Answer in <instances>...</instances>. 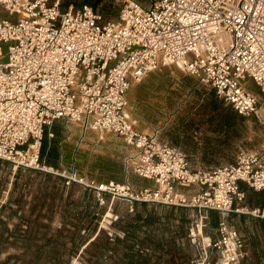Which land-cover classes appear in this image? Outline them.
Instances as JSON below:
<instances>
[{"label":"built area","instance_id":"built-area-1","mask_svg":"<svg viewBox=\"0 0 264 264\" xmlns=\"http://www.w3.org/2000/svg\"><path fill=\"white\" fill-rule=\"evenodd\" d=\"M168 63L208 83L237 114H255L258 101L245 82L264 88V0H148L146 6L129 0L114 21H101L87 3L62 9L60 0H0V160L46 171L42 138L53 135L59 119L114 133L135 149L124 158L125 174L134 171L155 187L135 191L128 179L96 182L65 169L54 173L99 200L108 195L215 211L222 218L216 236L198 243V263L212 248L219 264H241L243 240L224 216L241 211V182L264 190L262 157L241 150L234 163L193 170L184 152L156 132L134 128L125 112L131 84ZM176 185L198 191L178 197ZM250 214L264 218V209ZM200 227L189 233L193 242Z\"/></svg>","mask_w":264,"mask_h":264},{"label":"rangeland","instance_id":"rangeland-1","mask_svg":"<svg viewBox=\"0 0 264 264\" xmlns=\"http://www.w3.org/2000/svg\"><path fill=\"white\" fill-rule=\"evenodd\" d=\"M131 1L148 4V0ZM128 2L60 0V6L87 3L101 21H114ZM245 88L256 97L258 110L241 116L224 101L225 107L214 106L213 101L221 99L208 83L176 64H160L131 84L125 112L139 129L156 132L158 140L187 154L193 170L230 164L241 150L258 152L264 160V88L250 79ZM82 129L81 122L59 119L51 126L53 136L43 134L41 159L52 170L0 164V264H199L198 243L216 236L221 214L202 212L200 217L184 206L129 203L125 197L108 195L99 200L92 190L76 182L66 185L54 173L65 169L96 182L106 176L117 182L128 179L135 191L156 186L134 171L123 175L122 156L135 151L132 144L117 140L114 133L100 140L95 130ZM241 185L244 198L238 208L247 211L230 212L224 218L242 229L249 242V227L260 226L254 219L239 221L237 214L250 216L256 205H264V195ZM173 190L178 196L198 188L176 185ZM196 226L201 231L193 242L189 233ZM219 260V253L209 248L204 264H219Z\"/></svg>","mask_w":264,"mask_h":264},{"label":"crops","instance_id":"crops-1","mask_svg":"<svg viewBox=\"0 0 264 264\" xmlns=\"http://www.w3.org/2000/svg\"><path fill=\"white\" fill-rule=\"evenodd\" d=\"M215 104L217 105V108H219V106L225 107V103L223 101H221V100H214L213 101V105L215 106ZM128 119H129L130 123L133 125L134 128H136L137 130L142 131L141 129L138 128L137 121L136 120H133L130 115L128 116ZM65 121H67V120H65ZM67 122H69V123H78V122H73V121H67ZM86 129H82L83 132ZM142 132H144V131H142ZM108 133L110 134V132H98V134H99L98 135V137H99L98 139L103 140V136L106 135V134H108ZM194 133H196V131H194ZM112 135L114 136V134H112ZM115 137L117 138V140H121L122 139L118 135H115ZM195 138H196V136H194V139ZM82 139L83 138H80L79 141H82ZM62 142L63 143H66V139H62ZM76 142H78V141H76ZM59 144H60V142H59ZM63 145H65V144H63ZM255 153H258V152H255ZM129 154L130 153H127L126 152L122 156V160H121L122 169L121 170L123 172V175L125 173V171H124V158L127 155H129ZM258 154L262 157V155L260 153H258ZM262 159H263V157H262ZM235 160H234V162H235ZM234 162H232V163H234ZM2 163H7V162H4V161H1L0 160V164H2ZM7 164L10 165L9 163H7ZM47 168H50V167H47ZM14 170H16V169H14ZM102 180H105V181H107V180L117 181L116 179H114L113 177H110V176L103 177ZM244 184L245 183H243V185H241L242 188L243 187H248L246 184L245 185ZM254 192H258V194L264 195V190L254 191ZM260 206H264V205H262L260 203V204L256 205L253 209H255V208L264 209V207H260ZM237 216L239 218V221L242 220L243 222H246V223L248 222L247 219H250V220H253L254 219V221L256 222V225L258 224L260 226V227L256 226L254 228L253 227H251V228L249 227V230H248L249 233H248V235H250L251 238H250V241L249 242H246V239H245V234L246 233L243 232L242 229H240V228L237 229L233 225L236 228V230L238 231L241 239L243 240V247H242V249H243L245 255L241 259V264H264V241H262V239H264V218L263 217H258V216L252 215V214L250 216L242 215V214H237Z\"/></svg>","mask_w":264,"mask_h":264},{"label":"bare ground","instance_id":"bare-ground-1","mask_svg":"<svg viewBox=\"0 0 264 264\" xmlns=\"http://www.w3.org/2000/svg\"><path fill=\"white\" fill-rule=\"evenodd\" d=\"M44 169H46V170H52V168H47L46 166H45ZM241 211H247V210L243 209V210H241Z\"/></svg>","mask_w":264,"mask_h":264}]
</instances>
